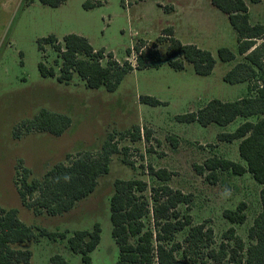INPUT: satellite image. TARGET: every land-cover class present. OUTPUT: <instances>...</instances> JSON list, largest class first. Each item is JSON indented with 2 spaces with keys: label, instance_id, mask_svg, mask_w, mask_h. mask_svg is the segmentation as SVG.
Here are the masks:
<instances>
[{
  "label": "rangeland",
  "instance_id": "rangeland-1",
  "mask_svg": "<svg viewBox=\"0 0 264 264\" xmlns=\"http://www.w3.org/2000/svg\"><path fill=\"white\" fill-rule=\"evenodd\" d=\"M88 2L97 5L88 9ZM169 27L183 44L211 52L215 67L210 75H197L191 64L181 71L169 66L164 54L169 37L163 36ZM68 34L84 36L96 50L113 53L118 62L128 59L134 67L136 45L143 43L146 50L159 44L162 65L129 72L114 92L104 87L88 88L77 74L68 84L56 77H43L40 62L59 70L53 48L43 45L41 49L40 41L54 35L62 43ZM263 41L257 40L256 46ZM222 47L229 48L236 60L221 61L218 50ZM240 61L237 34L211 0H66L58 7L45 6L39 0H0V206L17 210L20 220L36 234L40 229L66 233V238L42 236L13 248L30 250L31 264H50L57 254L69 264H83L81 255L69 248L68 239L75 231H91L99 223L101 241L91 253L92 264H116L119 248L110 219L114 182L140 179L148 184L147 197L153 187L161 185L189 196L188 204L178 207L181 215L191 217V226L205 223L213 230L212 249L216 252L223 243L227 253L237 251L235 262L242 260L245 251L238 249L235 239L242 240L245 250L251 244L248 233L261 211V186L250 174L218 171L216 178L210 179L208 171L198 168L213 157L245 165L239 154L240 141H219L218 135L233 133L246 120L239 117L226 127H203L177 118L197 112L213 99L232 102L247 97L250 85L257 84L258 78L238 84L224 80ZM147 96L161 104L140 100ZM42 109L69 116L71 127L61 136L28 132L25 121ZM110 146L117 150L110 157L109 173L101 176L95 192L71 211L58 216L37 215L23 205L15 184L18 166L29 170L31 178L42 179L69 156L70 161L85 153L98 156ZM150 169H165L170 179L163 182ZM241 203L246 205L245 222L226 220L223 212L236 210ZM231 228L233 240L225 238ZM188 229L177 234V242L184 243ZM206 254L200 249L190 257L203 264L208 261ZM228 261L226 257L215 264Z\"/></svg>",
  "mask_w": 264,
  "mask_h": 264
},
{
  "label": "trees",
  "instance_id": "trees-1",
  "mask_svg": "<svg viewBox=\"0 0 264 264\" xmlns=\"http://www.w3.org/2000/svg\"><path fill=\"white\" fill-rule=\"evenodd\" d=\"M39 1L45 6L58 7L66 0ZM211 3L228 17L237 34L238 53L241 57V61L225 75L224 80L230 84L251 83L254 78H258V81L250 85L247 97L232 102L213 99L197 112L177 118L185 123L198 122L203 127L212 124L226 127L239 117L246 120L233 133L218 135L219 141H240L239 154L245 165L213 157L207 159L198 170L208 171L210 179H215L218 171L230 172L235 176L250 174L261 186V211L248 233L251 244L245 250L242 240L235 239L238 249L245 251L244 258L235 262V249L227 253L223 243L218 252L212 249L214 234L211 228H207L205 223L191 226V217L181 215L178 207L188 204L189 196L181 191H173L168 185H161L153 187L151 196L147 197L145 193L148 184L145 181L116 180L110 199L112 236L119 248L116 264H197V259L190 256L200 249L207 253L208 261L203 264L221 263L226 257L229 259L228 264H264V41L256 46L257 40H264V25L251 24L245 0H211ZM95 5L90 2L85 4L88 9ZM173 35L171 27L163 31V36L169 37L164 50L169 66L181 71L187 64H191L197 75H210L215 67L211 52L196 45L183 44ZM164 37H160V40ZM43 45L53 48L56 53L54 64L59 70L57 72L53 66L48 67L40 62L38 68L43 77H56L60 83L68 84L77 74L88 88L104 87L108 92H114L129 72L162 65L159 44L146 50L143 43L136 45V67L128 59L118 62L113 53L106 54L104 49L96 50L86 37L78 34L66 35L62 43L51 35L40 41L41 49ZM127 54L130 57L131 50ZM218 54L223 62L236 60L229 48H220ZM140 100L151 105L161 104L159 100L148 96ZM71 125L69 116L47 109H42L32 120L25 121L28 132H46L54 136H61ZM116 150V146H110L109 151L98 156L85 153L71 161L69 156L65 161L52 166L42 179L31 178L29 170L18 166L15 184L23 205L37 215L58 216L68 213L77 202L95 192L98 179L109 173L110 157ZM124 163L129 164L125 160ZM150 170L163 182L170 179L171 175L165 169ZM245 207V203H241L236 210H225L223 216L231 223L242 224L246 219L243 213ZM186 228L189 229L181 244L176 241V236ZM233 233L234 229H229L225 238L233 240ZM42 236L56 240L59 237L66 238V233L40 229L39 234H36L34 228L20 220L17 210H7L0 206V264H31L32 252L15 249L13 246L38 241ZM100 241L101 225L96 223L91 231H75L68 239V244L74 253L81 255L83 264H92L91 253ZM183 244H187V247H183ZM50 264L69 263L57 254L51 258Z\"/></svg>",
  "mask_w": 264,
  "mask_h": 264
},
{
  "label": "crops",
  "instance_id": "crops-1",
  "mask_svg": "<svg viewBox=\"0 0 264 264\" xmlns=\"http://www.w3.org/2000/svg\"><path fill=\"white\" fill-rule=\"evenodd\" d=\"M249 7L251 24L264 25V0H245Z\"/></svg>",
  "mask_w": 264,
  "mask_h": 264
}]
</instances>
